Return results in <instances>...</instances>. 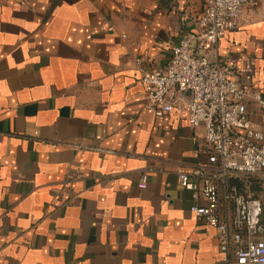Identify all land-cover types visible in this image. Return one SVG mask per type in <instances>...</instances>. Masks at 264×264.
Here are the masks:
<instances>
[{"label": "crops", "instance_id": "0c3cea01", "mask_svg": "<svg viewBox=\"0 0 264 264\" xmlns=\"http://www.w3.org/2000/svg\"><path fill=\"white\" fill-rule=\"evenodd\" d=\"M256 2L208 55L264 94ZM204 6L0 0V264H225L177 176L199 160L198 133L187 114L147 111L141 82ZM248 111L260 127L263 111Z\"/></svg>", "mask_w": 264, "mask_h": 264}, {"label": "built area", "instance_id": "2783aa9c", "mask_svg": "<svg viewBox=\"0 0 264 264\" xmlns=\"http://www.w3.org/2000/svg\"><path fill=\"white\" fill-rule=\"evenodd\" d=\"M256 5L205 0L195 31L182 35L167 67L143 71L141 78L147 111L157 118L187 114L198 133L199 160L177 176L191 194L197 222L217 231L225 264H264V94L243 86L232 67L208 53L216 55L219 42ZM249 103L263 111L260 127L250 118ZM149 172L141 174L142 190ZM251 178L260 180L257 192L251 191Z\"/></svg>", "mask_w": 264, "mask_h": 264}, {"label": "trees", "instance_id": "16d2710c", "mask_svg": "<svg viewBox=\"0 0 264 264\" xmlns=\"http://www.w3.org/2000/svg\"><path fill=\"white\" fill-rule=\"evenodd\" d=\"M249 182L251 183V191L252 192H257L259 190V185H260V180L256 179V178H251L249 179ZM254 183L256 188L254 187ZM242 189V187H240Z\"/></svg>", "mask_w": 264, "mask_h": 264}, {"label": "rangeland", "instance_id": "374dc122", "mask_svg": "<svg viewBox=\"0 0 264 264\" xmlns=\"http://www.w3.org/2000/svg\"><path fill=\"white\" fill-rule=\"evenodd\" d=\"M259 5H260V4H259ZM259 5H258V7H263V5H262V6H261V5L259 6ZM254 187L256 188L255 183H254Z\"/></svg>", "mask_w": 264, "mask_h": 264}, {"label": "water", "instance_id": "95a60500", "mask_svg": "<svg viewBox=\"0 0 264 264\" xmlns=\"http://www.w3.org/2000/svg\"><path fill=\"white\" fill-rule=\"evenodd\" d=\"M189 93H185L184 95H188Z\"/></svg>", "mask_w": 264, "mask_h": 264}]
</instances>
